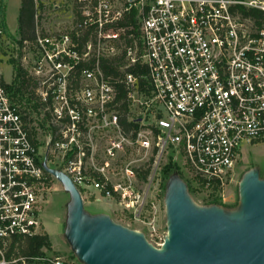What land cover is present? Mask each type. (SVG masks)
I'll list each match as a JSON object with an SVG mask.
<instances>
[{"label": "built area", "instance_id": "1", "mask_svg": "<svg viewBox=\"0 0 264 264\" xmlns=\"http://www.w3.org/2000/svg\"><path fill=\"white\" fill-rule=\"evenodd\" d=\"M33 1L48 71L34 99L0 84V256L42 231L44 163L83 203L136 222L159 205L169 161L219 193L242 146L264 143V0H72V20L44 36ZM45 251L33 259L81 264Z\"/></svg>", "mask_w": 264, "mask_h": 264}, {"label": "water", "instance_id": "2", "mask_svg": "<svg viewBox=\"0 0 264 264\" xmlns=\"http://www.w3.org/2000/svg\"><path fill=\"white\" fill-rule=\"evenodd\" d=\"M43 167L69 196L64 237L81 264H264V178L257 168L243 174L233 209L197 204L178 173L171 174L163 199L166 235L155 246L106 213H87L69 177Z\"/></svg>", "mask_w": 264, "mask_h": 264}, {"label": "rangeland", "instance_id": "3", "mask_svg": "<svg viewBox=\"0 0 264 264\" xmlns=\"http://www.w3.org/2000/svg\"><path fill=\"white\" fill-rule=\"evenodd\" d=\"M21 0H0V7L3 9L4 23L9 32L5 33L3 29L0 34V82L11 84L14 77L13 68L10 60H17L27 79L26 93L35 98L36 93L41 90L42 81L46 79L48 67L44 64L42 55L43 50L38 46L36 40H23L19 44L20 37L17 35V20ZM37 9L36 31L39 36L48 35L49 31L60 28L67 24L71 17L72 0H40ZM25 41V42H24ZM41 63V72L36 75L37 64ZM241 159L237 162L234 182L223 192H213L210 189L196 188L190 182L182 177L184 182L192 188V198L199 205H206L212 198L216 197L218 201L225 202L223 206L233 209L238 203V184L243 174L257 168L259 176L264 178V143L258 145L242 146ZM52 166V164H49ZM182 176V174H181ZM43 210L41 213L42 232L47 234L51 243L49 250L45 253L49 256L70 257L73 255L70 246L64 237V228L66 221L67 204L69 202L68 194L63 190L62 185L54 178H51L43 187ZM89 197V196H88ZM164 193H161L159 205L154 210L143 211L140 220L134 222L132 217L126 211L114 209L109 200L100 201L85 199L84 210L89 214L106 213L110 218L123 226L142 232L146 239L156 246L162 243L166 235ZM149 222H152L149 224ZM16 260L11 264H40L33 258L26 260L25 257L16 255Z\"/></svg>", "mask_w": 264, "mask_h": 264}, {"label": "trees", "instance_id": "4", "mask_svg": "<svg viewBox=\"0 0 264 264\" xmlns=\"http://www.w3.org/2000/svg\"><path fill=\"white\" fill-rule=\"evenodd\" d=\"M241 13L245 16H250L251 18H256L259 14L258 11L253 9H245L240 7L238 9ZM34 14H35V5L33 0H21L19 13H18V20H17V30L16 33L20 37L18 41L19 44L22 43L23 40L32 41L35 36V21H34ZM0 27L3 31L9 34L5 23H4V16H3V9L0 7ZM10 64L13 68L14 77L12 79L11 84H4L0 82L8 90H16V92L25 91L27 88V79L25 78V71H23L22 67L18 63L17 60L11 59ZM101 69L106 74H115L116 67L113 65H107L102 63L100 65ZM174 172L178 173V175L182 178L178 167L176 164L172 162L166 163L162 168V191L164 193L165 190V183L168 177L173 174ZM145 177V176H144ZM188 191L190 195H192V188L188 185ZM207 204H219L221 205L220 201L216 197L212 198ZM228 208V206H224ZM51 247V243L47 234L44 232H40L37 235L25 239H14L10 242L9 246L7 247L6 251L4 252L3 257L0 256V260H4L5 262H9L13 257L16 255H20L25 257L26 260L32 259L37 257L41 254L42 249L49 250ZM19 261L18 264H20ZM10 264V263H9Z\"/></svg>", "mask_w": 264, "mask_h": 264}, {"label": "crops", "instance_id": "5", "mask_svg": "<svg viewBox=\"0 0 264 264\" xmlns=\"http://www.w3.org/2000/svg\"><path fill=\"white\" fill-rule=\"evenodd\" d=\"M101 213H103V212H101Z\"/></svg>", "mask_w": 264, "mask_h": 264}]
</instances>
